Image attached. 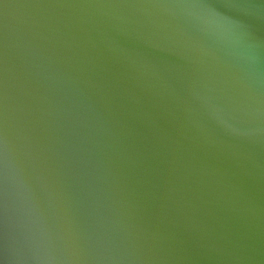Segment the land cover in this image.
Masks as SVG:
<instances>
[{"label":"water","instance_id":"water-1","mask_svg":"<svg viewBox=\"0 0 264 264\" xmlns=\"http://www.w3.org/2000/svg\"><path fill=\"white\" fill-rule=\"evenodd\" d=\"M0 264H264V0H0Z\"/></svg>","mask_w":264,"mask_h":264}]
</instances>
